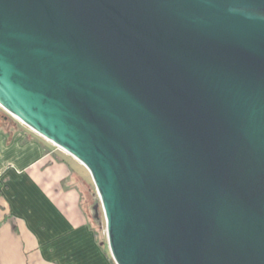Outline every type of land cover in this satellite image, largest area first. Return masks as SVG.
Returning <instances> with one entry per match:
<instances>
[{
    "label": "water",
    "instance_id": "water-1",
    "mask_svg": "<svg viewBox=\"0 0 264 264\" xmlns=\"http://www.w3.org/2000/svg\"><path fill=\"white\" fill-rule=\"evenodd\" d=\"M0 108L88 171L114 264H264V0H0Z\"/></svg>",
    "mask_w": 264,
    "mask_h": 264
},
{
    "label": "crops",
    "instance_id": "crops-1",
    "mask_svg": "<svg viewBox=\"0 0 264 264\" xmlns=\"http://www.w3.org/2000/svg\"><path fill=\"white\" fill-rule=\"evenodd\" d=\"M0 110V264H112L79 178L49 142Z\"/></svg>",
    "mask_w": 264,
    "mask_h": 264
},
{
    "label": "rangeland",
    "instance_id": "rangeland-1",
    "mask_svg": "<svg viewBox=\"0 0 264 264\" xmlns=\"http://www.w3.org/2000/svg\"><path fill=\"white\" fill-rule=\"evenodd\" d=\"M0 110L2 109L0 108ZM4 114L7 117L14 119L6 112ZM4 126H5V122L2 118H0V129H2ZM46 144H48V146H50V148L53 151H55L56 154H58V156L64 158L67 161L70 169L74 171L79 178H81V179H77V183L80 185V189L82 190L83 208L85 209L86 215L89 217L90 221L94 223L96 226L100 227L102 235L105 238L104 243H107L106 234H105V221L101 210L100 201L88 171L78 161L73 159L71 156H69L62 150L58 149L51 143H46ZM104 252H106L107 255L110 256L107 244H105Z\"/></svg>",
    "mask_w": 264,
    "mask_h": 264
},
{
    "label": "trees",
    "instance_id": "trees-1",
    "mask_svg": "<svg viewBox=\"0 0 264 264\" xmlns=\"http://www.w3.org/2000/svg\"><path fill=\"white\" fill-rule=\"evenodd\" d=\"M102 239L105 241L104 236H102ZM105 244H107V243H105ZM106 255H107V253H106ZM107 257H108V260H109L112 264H114V262H113V260L111 259V257H110L109 255H107Z\"/></svg>",
    "mask_w": 264,
    "mask_h": 264
}]
</instances>
